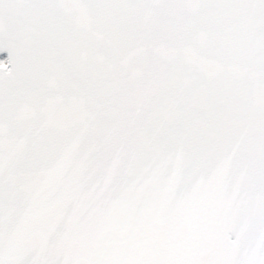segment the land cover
I'll return each instance as SVG.
<instances>
[{
  "label": "snow or ice",
  "instance_id": "obj_1",
  "mask_svg": "<svg viewBox=\"0 0 264 264\" xmlns=\"http://www.w3.org/2000/svg\"><path fill=\"white\" fill-rule=\"evenodd\" d=\"M0 264H264V0H0Z\"/></svg>",
  "mask_w": 264,
  "mask_h": 264
},
{
  "label": "water",
  "instance_id": "obj_2",
  "mask_svg": "<svg viewBox=\"0 0 264 264\" xmlns=\"http://www.w3.org/2000/svg\"><path fill=\"white\" fill-rule=\"evenodd\" d=\"M0 55H2V54H0Z\"/></svg>",
  "mask_w": 264,
  "mask_h": 264
}]
</instances>
